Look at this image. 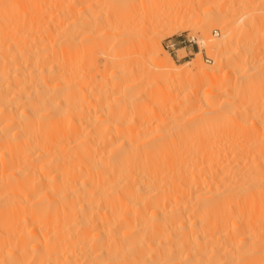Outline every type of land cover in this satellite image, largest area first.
Listing matches in <instances>:
<instances>
[{"label":"bare ground","instance_id":"6f19581e","mask_svg":"<svg viewBox=\"0 0 264 264\" xmlns=\"http://www.w3.org/2000/svg\"><path fill=\"white\" fill-rule=\"evenodd\" d=\"M212 2L224 10L204 27L224 33L203 30L201 44L215 65L199 59L193 74L153 39L155 69L200 81L227 63L243 72L257 39L253 2ZM77 3L0 0V264H264V127L245 133L264 120L260 96L237 104L239 92L217 87L139 120L131 102L145 66H128L132 79L126 67L95 73L88 92L79 87ZM117 22H104L105 67L143 56L140 46L127 52Z\"/></svg>","mask_w":264,"mask_h":264},{"label":"rangeland","instance_id":"374dc122","mask_svg":"<svg viewBox=\"0 0 264 264\" xmlns=\"http://www.w3.org/2000/svg\"><path fill=\"white\" fill-rule=\"evenodd\" d=\"M77 2L78 11L79 8H83L81 12H78L79 23L82 24L79 25L77 34V79L79 87L82 85L87 92L92 86L91 82L95 73L98 75L105 73L110 77L112 71L126 67L125 70L122 69L125 72L124 77L132 79L135 75L130 74L128 66L139 65V67H146L145 74L139 75L142 79V96L136 102H131L133 108L139 112V114H134L139 120L156 121L162 119L172 112L181 110L183 106L190 103V99H201L207 91L226 86L229 87L230 94L238 95V92L240 93L239 99L236 101L237 104L247 103L250 100L249 96L255 94L260 96V100L263 101L260 102L264 105V88L257 87L259 80L264 75V47H262L261 37V34L264 33V18L256 17L264 15V0H252L253 3H251V6L255 7L253 10L255 13H251L250 16H255L253 20L256 24H253L252 34L254 38L257 34V39H254V44L252 43L254 51L249 57V64L242 69L243 72L236 69L232 63H227L222 67L218 76L203 81L191 76L175 79L162 74L152 66L148 59L152 52L148 43L155 39L177 65L189 66L193 74L196 73L195 63L199 59L207 66L215 65L214 57L201 44L203 42V30L207 29L215 39H221L224 33L218 25L204 27L206 16H215L218 20L220 12L224 10V8L215 7L212 0H77ZM88 5H90L89 9ZM258 7L262 8L263 11L258 10ZM228 12L230 15L237 14L235 18L240 16L238 10L233 9ZM97 15L102 16L96 19ZM101 17L104 18V21L101 20ZM108 17L111 22L114 18L117 19V26L115 27L123 35L127 52L133 53L137 46L141 47L136 50L139 54L143 51V56L137 63H126L120 67L104 66L103 46L107 43L108 38L102 39L101 35L108 27L104 23ZM174 30L175 32H173ZM220 94V98L226 96L223 94L220 96ZM169 97L173 98L175 102L173 108L166 105L170 100ZM134 112V110L128 111L127 118H132ZM193 112L192 109H184L181 118H190ZM214 114L216 112L211 115ZM258 125L259 127H256L258 131L255 128H247L250 131L246 130L245 133L247 135L248 133L261 135L264 120Z\"/></svg>","mask_w":264,"mask_h":264}]
</instances>
